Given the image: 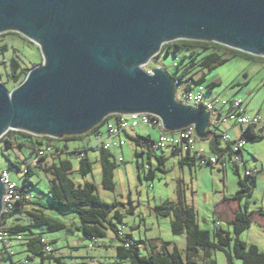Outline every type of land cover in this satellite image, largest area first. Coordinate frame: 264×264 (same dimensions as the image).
Segmentation results:
<instances>
[{"label":"water","instance_id":"obj_1","mask_svg":"<svg viewBox=\"0 0 264 264\" xmlns=\"http://www.w3.org/2000/svg\"><path fill=\"white\" fill-rule=\"evenodd\" d=\"M40 46L42 63L12 91L0 84V140L60 139L112 115L151 114L168 131L209 118L175 101L163 68L142 69L167 42H212L264 58V0H0V35ZM5 195L0 183V216Z\"/></svg>","mask_w":264,"mask_h":264},{"label":"rangeland","instance_id":"obj_2","mask_svg":"<svg viewBox=\"0 0 264 264\" xmlns=\"http://www.w3.org/2000/svg\"><path fill=\"white\" fill-rule=\"evenodd\" d=\"M1 46H6L7 50L0 51V83L7 90L12 91L14 89L13 84L7 83L10 73V60L15 58L21 68H32L42 62L43 56L40 46L17 33H9L0 37ZM184 54V52H180L175 57L172 53L168 55L161 53L143 65L142 69L149 72L160 66L170 77L179 76L184 71L185 60H181ZM205 54L203 53V55ZM219 54L228 58V62L211 71L199 70L194 74V79L201 76H204L205 79L203 83L205 93L202 100L211 103L224 114L231 111L232 101L242 100L246 116H264V60L246 59L222 52ZM180 62L182 63L178 69L175 65ZM210 83H218V85L208 90L207 86ZM186 85L187 82H184L180 86L179 92ZM178 99L181 100L180 94ZM100 131V138H96L92 134L86 137L83 142L61 141L58 144L52 142V145L63 146L66 144L72 150L84 146L87 142L92 145L107 140L106 125L102 126ZM128 133L134 137L150 136L154 141L159 138L158 131L148 126L135 128ZM121 142V145L119 143V146H112L110 149L117 164L114 172L115 186L113 191L103 189L101 170L97 162L98 156L93 152H89V158L93 162L92 173L81 176L78 173V161L73 159L71 178L78 185H84L86 182L93 183L96 186V194L103 203L117 204L116 210L121 214L122 222L119 223L114 220V224L117 227L123 225L125 231L132 235L133 246L138 248L140 255L146 256L150 253L161 252L163 243L168 242L175 245L181 253L184 254L185 252V234L174 235L171 231L172 219L160 216L155 211L156 206L166 201L176 205L182 204L193 207L199 227L208 230L211 236L216 230L232 232V227L227 220L228 216H225V208L229 203L235 201L237 211L248 212L252 215L251 226L240 235V240L248 245H255L261 252H264V141L247 142L243 150L247 169L257 168L260 175L255 177L254 185L250 179H247L251 188V195L242 198L240 201L235 200V198L239 190L238 173L244 178L242 166H240L238 173L230 165L224 171H221L217 166L202 167L198 162L192 167H181L178 164V157L173 156L171 150L168 149L159 154L166 158L164 165L166 172L162 173L156 170L157 161L154 157L150 160L146 154L136 157V151L140 152V149L136 148L125 134L122 135ZM201 144L208 150L206 142ZM30 152L28 148H9L5 143L0 142V172H8L11 182L16 187H22L26 184L24 169L32 159ZM120 160L121 162H119ZM53 162V157L44 161L47 165H51ZM138 165L141 166V169ZM16 166L20 169L18 170ZM150 166L155 170V178L153 181H146L144 172ZM29 181L33 185L29 191L35 196V202L42 204L45 208L44 213L52 219L67 223L71 231L49 232L46 228L31 227L33 232L41 233L44 240L49 243L52 257L48 258L45 255V259L42 261L40 256L29 253L25 244L14 242L11 247V251L14 253L11 260L14 263L59 264L53 258L55 257L60 260V264H131L129 260L117 257L116 248L122 245V242L115 237L111 230H107L106 237L103 239L94 241L85 239L76 230L79 221L75 215H62L56 210L48 209L50 206L49 180L41 169H34ZM15 217L16 214H13L7 220L4 228L13 225ZM200 253L202 255V252ZM212 259L216 264H227L222 252L215 251ZM2 263L10 264V261L8 259L2 260ZM234 264H241V262L235 260Z\"/></svg>","mask_w":264,"mask_h":264},{"label":"trees","instance_id":"obj_3","mask_svg":"<svg viewBox=\"0 0 264 264\" xmlns=\"http://www.w3.org/2000/svg\"><path fill=\"white\" fill-rule=\"evenodd\" d=\"M9 33L10 32L1 34L0 37ZM6 50V46L0 47L1 52ZM180 52L185 53L181 59L182 61L185 60L183 66L184 71L179 76H172L171 78L173 81H180L181 84L187 82V87L189 89L203 85L205 82L204 76L194 79V74L199 70L211 71L228 62L229 59L222 57V55L219 54L220 52L246 59L264 60L263 58H256L248 54L228 49L216 43L184 40L165 44L157 56L161 53H165L166 55L172 53L176 57ZM203 53L206 54L203 55ZM181 63L182 62L175 66L179 69ZM36 66L38 65L33 67ZM9 67L10 73L8 74L9 80L7 83L13 84V88L18 87L33 68H21L19 62L15 58L10 60ZM217 85L218 83H210L207 89L210 90ZM113 119H115L113 116L107 117L84 135L66 136L60 139H52L46 136L36 137L24 132L9 131L0 142L5 143L9 148H28L31 151L30 156L32 157L26 164V169H24L26 184L22 187H17L16 193L22 194L23 192H27L31 194L29 188L33 185L30 183L29 177L33 175L34 169H41L42 173L47 176L49 180L48 196L50 199V206L48 209L56 210L62 215H75L79 221L76 230L79 231L85 239H91L93 241L103 239L106 237L107 230H111L115 237L122 242V245L116 248L117 257L119 259H127L131 264H216L212 259V255L215 251L222 252L225 255L227 264H234L235 260L240 261L241 264H264V252H261L255 245H248L240 240V235L248 230L252 223V215L248 212L239 211L235 215L234 219L229 223L232 227V232L216 230L211 236L208 230L199 227L196 212L193 207L184 206L182 204L176 205L168 201L156 206L155 211L160 216L170 217L172 219L171 231L174 235L181 233L185 234L186 249L184 254L181 253L175 245H171L168 242L163 243V250L161 252L150 253L146 256L140 255L138 248L133 246L132 235L125 231L123 225L117 227L114 224V220L119 223L122 222V216L119 211L116 210L117 204L103 203L96 194V186L93 183L86 182L84 185H78L71 178L73 173V159H77L78 161V173L81 176H87L92 173L93 162L89 158V152H93L98 156L97 162L101 170V185L103 189L113 191L115 186L114 172L117 164L110 150H94L89 146L90 144L88 142L84 146L72 150L66 144L63 146L52 145V142L58 144L61 141L83 142L89 135L93 134V136H96L101 134L100 128L104 125L107 126L108 122ZM126 137L134 143L136 148L140 149V152L136 151V157H141L144 154H146L149 160L154 157L157 161L156 170L162 173L166 172L164 168L166 158L162 155H154L152 153V146L155 141L152 140L150 136L133 137L126 135ZM241 138L245 139L246 144L247 142L257 143L262 140V137L254 132V127H249L247 132L241 135ZM219 144L220 137L215 136L214 140L209 145L211 154L221 155L230 150V145L223 149L219 147ZM47 147H50L52 153L40 158V163L37 166H32V161L36 158L37 151L40 148ZM171 153L173 156L178 157V164L181 167H192L196 162L199 164L195 154H192L189 150L182 153L180 149H177L171 151ZM50 157H53L54 162L51 165L45 164L44 161ZM12 165L14 164L12 163ZM208 166L213 167L211 165ZM138 167L141 169L140 165H138ZM16 168L18 170L20 169L18 166H16ZM142 169L144 168L142 167ZM235 169L238 173L239 169ZM238 176L239 190L235 200L240 201L242 198L250 197L251 195V188L247 183V179H250L251 183L254 185L255 177L257 176H244V178H242L239 173ZM154 178L155 170L150 166L147 171L144 172V179L146 181H153ZM44 209L42 204L35 202L34 196L31 202L17 201L12 209L8 213L3 214L0 219V226L4 228L7 220L13 214H16L14 218L15 223L9 228H4L5 231L12 238L20 236L22 241L16 244H25L26 250L32 255L40 256L42 261L45 259V255L48 258L52 257V250L50 249V252L45 251V243L47 242L41 236V233L33 232L31 227L46 228L49 232L71 231L67 223L48 217L44 213ZM42 241H44V243H42ZM47 244L49 245V243ZM200 252H202V255ZM53 258L60 264L58 258ZM7 259L10 261V264L14 263L11 257ZM7 259H5V261Z\"/></svg>","mask_w":264,"mask_h":264},{"label":"built area","instance_id":"obj_4","mask_svg":"<svg viewBox=\"0 0 264 264\" xmlns=\"http://www.w3.org/2000/svg\"><path fill=\"white\" fill-rule=\"evenodd\" d=\"M148 73L150 74V71ZM173 84L175 87V101L177 103L204 112L208 115V132L210 137L206 138V141L210 144L215 136H218L220 137V142L230 144V150H228V152H224L221 155L207 154L206 150L199 146L203 140L195 134L193 130L194 126L171 132L163 128L162 121L159 117L151 114L112 115L115 119L109 121L106 126L107 140L89 146L97 151L100 149L110 150L112 146L117 147L119 143L120 145L122 144L121 137L123 134L126 135L129 131L141 126H148L157 130L159 133L158 140L155 141L152 146V153L154 155H159L168 149L171 151L180 149L182 153L189 150L192 154H195L200 166H217L221 170H225L228 165L238 169L242 166L245 177L259 176L260 171L257 168L247 169L246 161L242 155V151L246 146L245 139H242L240 136V138L232 141L228 133V126L232 124L235 128L240 127L246 129L254 127V129L258 130L259 135L264 141V116H246L242 100L232 101L231 111L224 114L223 111L215 108L211 103H206L202 100V96L205 93V87L203 85L191 89L186 85V87L182 88L179 92V88L182 85L181 82L175 80ZM179 94L181 100L178 99ZM95 137L100 138L101 134ZM51 153L52 150L50 147L40 148L37 151L36 158L32 161V166H37L40 163V158ZM119 162H121V160ZM0 183L6 195L2 198L1 216L8 213L17 201H33L34 196L30 193H16L17 187L11 182L8 172H0ZM21 241L22 239L20 236L10 237L5 229L0 226V264H3L2 260L14 255L11 251L12 244ZM42 243H44V241H42ZM45 251L50 252V246L47 243H45ZM18 264L25 263L21 262Z\"/></svg>","mask_w":264,"mask_h":264},{"label":"crops","instance_id":"obj_5","mask_svg":"<svg viewBox=\"0 0 264 264\" xmlns=\"http://www.w3.org/2000/svg\"><path fill=\"white\" fill-rule=\"evenodd\" d=\"M243 109H244V107H243ZM244 113H245V111H244ZM245 115H246V113H245ZM228 133H229V135H230V137H231V140L232 141H234V140H236V139H238V138H240V136L244 133V132H247V129L246 128H240V127H233L232 126V124H230L229 126H228ZM254 132L255 133H257V134H259L258 133V130H256V129H254ZM204 133H209L208 132V127L206 128V130L204 131ZM126 135H128V136H132V134H130V133H128V134H126ZM125 135V136H126ZM134 137V136H133ZM201 140H203L202 142H206L207 143V147H208V150L206 149V148H204L203 146H202V142L200 143V147H202L203 149H205L206 150V152H207V154L208 153H210V150H209V143H208V141H206V138H204V139H201ZM261 141H263V140H261ZM230 144H225V143H222V142H220V144H219V147L220 148H227V146H229ZM246 147V146H245ZM244 147V148H245ZM244 150V149H243ZM209 151V152H208ZM242 155H243V157H244V153H243V151H242ZM256 156V155H255ZM255 159V158H254ZM239 211H237V203L234 201V202H231V203H229L227 206H226V208H225V216H228V223H230L233 219H234V217H235V215L238 213Z\"/></svg>","mask_w":264,"mask_h":264},{"label":"clouds","instance_id":"obj_6","mask_svg":"<svg viewBox=\"0 0 264 264\" xmlns=\"http://www.w3.org/2000/svg\"><path fill=\"white\" fill-rule=\"evenodd\" d=\"M160 67V66H159Z\"/></svg>","mask_w":264,"mask_h":264}]
</instances>
